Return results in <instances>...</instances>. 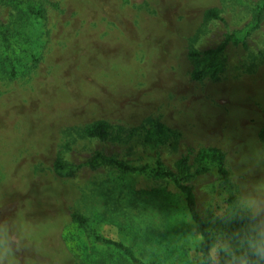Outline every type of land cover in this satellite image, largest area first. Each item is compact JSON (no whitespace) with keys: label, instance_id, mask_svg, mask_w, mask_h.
<instances>
[{"label":"rangeland","instance_id":"1","mask_svg":"<svg viewBox=\"0 0 264 264\" xmlns=\"http://www.w3.org/2000/svg\"><path fill=\"white\" fill-rule=\"evenodd\" d=\"M210 9L221 19L206 20ZM224 81L241 96L218 95ZM200 97L230 109L225 180L216 160L197 159L204 145L182 114ZM98 121L109 124L104 139L85 132ZM263 126L264 0H0V264H131L97 236L145 264H187L194 221L163 173L189 177L208 228L204 187L219 196L233 173L264 180L250 159ZM97 155L150 170L124 172Z\"/></svg>","mask_w":264,"mask_h":264},{"label":"clouds","instance_id":"2","mask_svg":"<svg viewBox=\"0 0 264 264\" xmlns=\"http://www.w3.org/2000/svg\"><path fill=\"white\" fill-rule=\"evenodd\" d=\"M253 167L264 166V147L251 156ZM233 173V190L217 196L213 187L202 191L210 197L204 205L212 213L210 227L200 230L193 222L187 235V264H264V180L240 183ZM234 197L227 202L228 197ZM237 222L241 227L229 231Z\"/></svg>","mask_w":264,"mask_h":264},{"label":"trees","instance_id":"3","mask_svg":"<svg viewBox=\"0 0 264 264\" xmlns=\"http://www.w3.org/2000/svg\"><path fill=\"white\" fill-rule=\"evenodd\" d=\"M32 12V11H31ZM263 13V8L259 9L256 11L255 17H254V23L255 25H259L261 22V15ZM35 13L32 12V15H34ZM37 17L39 18H43V14L41 12L36 14ZM204 18L206 20H220V16L219 13L216 9H210L208 11H206ZM232 37L228 36L226 38L225 44L222 47L225 48L227 46V44L229 42H231ZM8 60H11L10 58ZM14 69H12V76H15V71H13ZM204 75H203V70L200 69H194L191 73V78L194 81H201L203 79ZM157 121V120H156ZM155 124H157L156 126L159 128H164L166 129L167 127L165 125H162L159 121L155 122ZM108 127L109 124L106 121H98L95 122L89 126H87L85 132L92 137H96L99 139H104L107 136V131H108ZM167 130H170L172 133H175L173 130H171L170 128ZM258 138L261 142L264 141V126L263 128L259 131L258 133ZM209 157H211V159H214L218 162L219 164V174L222 176V179H226L228 178L229 172H228V167H227V162H226V154L217 148H205L202 147L198 150L197 152V159L199 161H204L205 159H208ZM96 159L99 161L100 165H109V166H114L124 172H128V173H132V174H144L146 172H148L150 169L149 168H135V167H129L127 165H125L124 163L115 160L113 158L110 157H106L103 155H97ZM97 165V166H100ZM187 165V159H181L178 166L180 168H185ZM63 167L61 165H56L55 169H62ZM163 177L169 178L171 179L176 187L184 194L185 196V200H186V204H187V208L189 210V213L191 215V218L194 222H198L200 225V230L203 231L204 229H206L205 226V222L204 220L201 218L198 210H197V203H196V197L194 194L193 189L190 186L185 185L184 183L188 180V176H186L185 178L181 179L178 178L177 176H175L173 173H168L165 172L162 175ZM72 221L76 224L79 225L80 227H86L88 225L87 220L80 216V215H74L72 217ZM97 242H100L104 245L110 246L115 248L116 250H118L121 254H123L130 262L131 264H145L143 261H141L140 259H138L134 253L132 252V250L129 247H126L120 243L117 242H113L110 240H106L103 239L99 236L95 237Z\"/></svg>","mask_w":264,"mask_h":264},{"label":"crops","instance_id":"4","mask_svg":"<svg viewBox=\"0 0 264 264\" xmlns=\"http://www.w3.org/2000/svg\"><path fill=\"white\" fill-rule=\"evenodd\" d=\"M217 85L218 88L215 91L218 95L225 97V101H230V98L233 99L235 96H241L240 86H237V91H235V88L229 82L224 81L217 83ZM208 103L210 102L206 98L200 97L198 106L191 110L190 105H187L182 114L186 118L193 119L192 133L195 135V139L204 145L203 147L217 148L226 154L228 167L230 162V141L235 138L233 125L229 122L230 109L219 110L218 105L215 104L216 102H213L211 109H209L210 105ZM170 129L179 134L181 133L176 129Z\"/></svg>","mask_w":264,"mask_h":264}]
</instances>
